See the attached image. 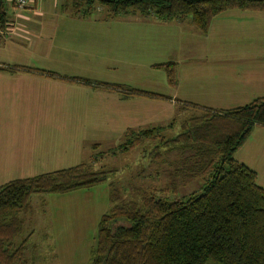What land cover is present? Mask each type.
Returning a JSON list of instances; mask_svg holds the SVG:
<instances>
[{
    "label": "rangeland",
    "instance_id": "rangeland-1",
    "mask_svg": "<svg viewBox=\"0 0 264 264\" xmlns=\"http://www.w3.org/2000/svg\"><path fill=\"white\" fill-rule=\"evenodd\" d=\"M37 1L42 16L58 30L47 41L53 52L38 64L66 75L60 77L71 85L54 96L47 92L44 116L30 108L25 117L33 138L26 142L29 151L48 165L39 164L37 172L0 174V185L55 170L61 167L59 161L62 167L92 163L95 169L109 171L105 181L90 188L32 194L31 210L21 215L23 231L15 239L20 242L30 235L25 252L29 264H87L99 218L114 203L137 202L154 191L169 200L181 198L198 191L207 176L191 174L199 160L195 150L163 143L182 131L180 115H190L193 109L179 115L170 99L125 97L75 79L129 86L206 107L220 94L237 93L243 105L264 95V90L255 92L247 85V75H264V10L228 8L212 17L202 32L190 17L161 21L137 11L114 16L99 4L89 15L74 16L64 8V0ZM167 63H172L173 82ZM35 115L44 122L35 124ZM151 127H160L159 133L125 152L116 149L127 129ZM72 144L77 153L60 157L67 154L64 146ZM256 182L264 187L261 167Z\"/></svg>",
    "mask_w": 264,
    "mask_h": 264
},
{
    "label": "trees",
    "instance_id": "trees-1",
    "mask_svg": "<svg viewBox=\"0 0 264 264\" xmlns=\"http://www.w3.org/2000/svg\"><path fill=\"white\" fill-rule=\"evenodd\" d=\"M97 4L114 16L137 11L161 21L190 17L202 32L212 17L228 8L264 10V0H64L65 8L76 16L89 15ZM0 8H5L2 0ZM171 64L165 66L173 82ZM75 80L125 97L170 99L119 84ZM178 102L180 113L189 108L194 113L183 115L182 131L163 143L195 150L199 160L191 174L207 177L198 191L181 198L169 200L154 191L144 193L137 202L115 204L111 199L114 204L99 218L95 248L87 264H264V187L256 182V171L234 157L254 126L264 127V95L231 108ZM157 131L160 127L129 128L116 149L125 152ZM108 174L92 163H79L1 184L0 264H29L25 252L30 235L20 242L15 239L23 231L21 215L31 210L32 194L90 188L105 181Z\"/></svg>",
    "mask_w": 264,
    "mask_h": 264
},
{
    "label": "crops",
    "instance_id": "crops-1",
    "mask_svg": "<svg viewBox=\"0 0 264 264\" xmlns=\"http://www.w3.org/2000/svg\"><path fill=\"white\" fill-rule=\"evenodd\" d=\"M34 1V4L18 9L6 5L5 20L10 25L11 33L0 39V174L37 172L40 170L39 164L43 167L48 165L46 161L40 160V157L29 151V144L26 142L30 143L33 138L29 128L25 127L29 125V121L27 118L25 120V117L30 108L36 110L35 114L44 116L47 92H51V95L54 96L53 93H57L62 86L69 88L71 85L63 82L60 77H67L66 75H62L54 69L48 70L38 64L40 58L50 57L53 52L52 44L48 47L47 41L53 40L58 30L55 23L49 22L42 16V11L37 6L38 1ZM68 11L73 15L70 10ZM11 67L15 69L11 70ZM22 67H26L28 70L21 69ZM47 72H53L55 76H48ZM247 77L250 82V84L247 82V85H252L255 92L264 90V75H247ZM214 79L216 81V78ZM72 81L74 80L70 82L72 83ZM236 94H220L219 99L214 97L210 100L212 103H209L211 104L209 107L240 106L239 104L244 102L242 99H238V94ZM170 100L175 101L177 109H179L178 101L182 100L172 96H170ZM177 114L180 115V109ZM39 122H44V118L35 115L34 123L38 124ZM73 147V144L69 148L64 146L63 154H65L64 152L67 154L60 157L65 159L66 155H69V158L72 157L73 152L77 153L76 147L74 151ZM234 157L255 170L258 175L260 167L264 169V127L254 126L248 138L234 152ZM57 164H61V167H53L55 170L65 168L62 167L61 161ZM66 166L70 167L71 165Z\"/></svg>",
    "mask_w": 264,
    "mask_h": 264
},
{
    "label": "built area",
    "instance_id": "built-area-1",
    "mask_svg": "<svg viewBox=\"0 0 264 264\" xmlns=\"http://www.w3.org/2000/svg\"><path fill=\"white\" fill-rule=\"evenodd\" d=\"M5 8H0V39L5 35H10L11 28L8 25L7 21L5 20V16L3 15L6 13V5H9L14 8H24L26 7L31 1L34 0H2ZM1 66V64H0Z\"/></svg>",
    "mask_w": 264,
    "mask_h": 264
}]
</instances>
